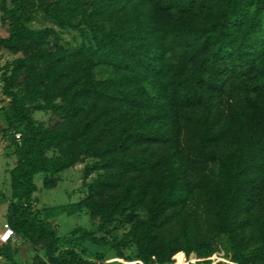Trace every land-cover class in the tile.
Segmentation results:
<instances>
[{
    "label": "trees",
    "instance_id": "obj_1",
    "mask_svg": "<svg viewBox=\"0 0 264 264\" xmlns=\"http://www.w3.org/2000/svg\"><path fill=\"white\" fill-rule=\"evenodd\" d=\"M0 13V49L14 56L0 65V134L16 158L11 194L0 191L15 236L0 261L22 264L20 238L36 249L30 264H191L220 251L264 264V0H0ZM87 159L82 200L35 206L37 175L54 189ZM81 213L96 232L62 239L54 220Z\"/></svg>",
    "mask_w": 264,
    "mask_h": 264
},
{
    "label": "rangeland",
    "instance_id": "obj_2",
    "mask_svg": "<svg viewBox=\"0 0 264 264\" xmlns=\"http://www.w3.org/2000/svg\"><path fill=\"white\" fill-rule=\"evenodd\" d=\"M37 26L39 28H45V27H51L52 24L49 21L40 18L37 23ZM62 34L65 45L70 44L72 46H77L81 42V39L78 33L76 32L64 31ZM4 37H7V33L1 24V13H0V38H4ZM13 59L14 56H12L9 52L0 49L1 66H3L6 62L12 61ZM1 86L2 85L0 81V100L4 98L1 92ZM2 105H6V103L5 104L2 103ZM34 117L39 122H45L46 124H51L56 120L55 116L51 113L36 112ZM8 146H9V141L4 140L0 134V191L5 193L7 197L10 196L11 194L10 177L8 174V170H10L16 165V158L14 156L11 157L8 155L9 153H11L10 152L11 150L7 149ZM90 162L91 161L87 159L83 163L78 164L77 166L62 173L59 176L60 181L58 183V186L54 189L44 188L43 174L37 175L35 177V184L38 190L34 195L35 206L38 209L51 208V207H58L62 205L76 203L82 200L86 195L85 189L83 188V183L85 181L84 168ZM92 178L93 177H91L89 180H91ZM7 207H8L7 203L0 204V246L4 244L2 236L5 232L4 226L6 223L5 215L7 212ZM54 224L58 226L59 236L62 239H67L73 231L80 228L86 231L96 232L99 222L97 220H94L90 215L86 213H81L73 216H66V215L59 216L54 220ZM125 231L126 228L119 229L117 231V234L121 236ZM98 236H103V234L100 233L98 234ZM13 243L19 249V254L17 255V259L22 264H30L32 262L34 255L36 254V249L30 243L24 242L20 238H14ZM85 246L92 253H97L102 251V249L92 245L91 243H86ZM131 252L132 250H128L126 253L130 255ZM219 253L221 255L222 251H220ZM112 256L113 253L109 252L108 257H112ZM192 256H190V258H192ZM218 257L220 256L218 255ZM196 259L198 260L197 263H191V264H205V262L201 261V259H199L197 256ZM215 259L216 260L211 261L210 264H215L218 261L217 258ZM114 261L117 260L110 259L107 261V263ZM117 262L125 263V264L127 263L125 261L124 262L117 261ZM0 264H6V263L4 262V260H2L0 261ZM134 264H138V262H135Z\"/></svg>",
    "mask_w": 264,
    "mask_h": 264
},
{
    "label": "built area",
    "instance_id": "obj_3",
    "mask_svg": "<svg viewBox=\"0 0 264 264\" xmlns=\"http://www.w3.org/2000/svg\"><path fill=\"white\" fill-rule=\"evenodd\" d=\"M1 106H2V103L0 102V107H1ZM17 138L20 139V135H17ZM4 227H5V232H4V234H3L2 237H3V241H4V243H7V242H8L10 239H12L15 235H14V232L12 231V229L10 228L9 225L5 224ZM218 255H219L220 257H218ZM215 258H217V260H218L215 264H219V263H223V264H238V263L233 262L232 260L226 258L224 252H222L221 255H220V253L218 252V253L214 254V255H213L212 257H210V258H207V259H201V261H203V262H209V264H210L211 261H215V260H216ZM197 261H198V260H197Z\"/></svg>",
    "mask_w": 264,
    "mask_h": 264
},
{
    "label": "water",
    "instance_id": "obj_4",
    "mask_svg": "<svg viewBox=\"0 0 264 264\" xmlns=\"http://www.w3.org/2000/svg\"><path fill=\"white\" fill-rule=\"evenodd\" d=\"M196 257V255H194Z\"/></svg>",
    "mask_w": 264,
    "mask_h": 264
}]
</instances>
